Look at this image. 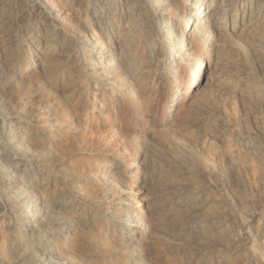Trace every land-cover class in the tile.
<instances>
[{
    "label": "rangeland",
    "instance_id": "374dc122",
    "mask_svg": "<svg viewBox=\"0 0 264 264\" xmlns=\"http://www.w3.org/2000/svg\"><path fill=\"white\" fill-rule=\"evenodd\" d=\"M24 1L35 5L42 0H5L10 6ZM76 8L72 7L73 15L68 17L74 26L76 18L85 16ZM34 10L39 15L42 9ZM119 24L117 19L112 22L116 29ZM99 38L104 40V35ZM209 40L195 89L204 88L205 83L212 87L222 80L233 82L231 99L223 107L217 101L211 103V97H222L213 91L203 93L209 96L207 100L206 96L188 101L179 97L172 103L173 91L184 80L185 65L183 69L169 68L168 62H160V56L152 58L151 49L141 44L135 48L119 31L108 43L115 57L128 61L122 86H102L85 79L83 84L71 83L75 58L71 69L54 81L57 84L45 86L40 69L30 63L25 66L26 54L19 57L17 71L23 72L34 93L25 107L31 111L37 103H45L57 124L56 137L47 132L42 143L44 157L57 170L36 163L31 187L39 194L51 191V200L61 199L64 204L69 197H60L59 181H65L89 205L81 204L72 212L67 248L60 251L67 257L85 256L94 261L91 264H259L250 252L251 238L243 223L251 228L253 237L264 240V188L255 177L259 162L239 142L250 139L264 147L260 133L264 115L258 114L256 119L248 115L238 95L243 79H258L263 72L256 58L242 47L214 34ZM1 41L0 32V46ZM248 64L250 71L241 69ZM220 74L225 75L216 78ZM207 102L212 106L210 114L203 108ZM246 152L248 157L241 165L237 157ZM128 153L135 154L133 161L127 160ZM106 174L109 184L102 181ZM118 188L127 192L130 216L137 223L126 240L118 223L108 220L120 218L114 204ZM83 208L87 215L80 213ZM215 211L217 228L209 231L212 221L207 220ZM197 218L204 222L196 223ZM81 226L83 231L75 232ZM10 228V222L0 217V253H7L4 237ZM15 242L6 255L9 259L24 245L21 240Z\"/></svg>",
    "mask_w": 264,
    "mask_h": 264
},
{
    "label": "bare ground",
    "instance_id": "6f19581e",
    "mask_svg": "<svg viewBox=\"0 0 264 264\" xmlns=\"http://www.w3.org/2000/svg\"><path fill=\"white\" fill-rule=\"evenodd\" d=\"M72 1L74 2L42 0L35 5L24 1L22 5L17 6L15 3L10 6L5 0H0V217H5L11 224V230L4 237V242L8 245L5 252H11L16 239L24 244L23 247L20 245L22 248L18 255L11 259L6 256L7 253H0V264L94 262L85 256L73 259L60 252L67 248L70 230L67 228L74 221L72 212H77L81 204L89 206L82 202L81 194L75 191L71 184L59 181V187L62 189L60 197H69V201L63 204L61 199L51 200V191L39 194L31 187L34 180L31 173L33 169L35 172L36 163L42 162L45 169L51 168L54 172L57 170L56 164L44 157L46 148L42 144L47 132L56 137L57 124L52 121L45 103H37L31 111L25 107L26 100L34 97V93L32 86L25 83L23 72L17 71L20 56L26 54L25 66L30 63L32 67L40 69L45 86L49 83L57 84L58 82L54 81L61 79L69 71V67L71 69L73 58L76 63L70 72L71 77L75 79L70 81L71 83L78 84L85 79L102 86H113L115 83L122 86V76L128 72V61L123 60L122 56L115 57L116 52L111 50L108 43L116 31H119L135 48L141 44L146 50L151 49L152 58L160 56V62H168L169 68L183 69L185 65L184 80L181 87L177 85L173 91L172 103L179 97L182 101L186 98L188 101L193 96L200 98L207 95H203L204 92L213 91L222 97L214 100L213 97L210 99L206 96L205 100L210 99L211 103L217 101L219 107L231 99L228 97L234 90L233 82L222 80L212 87L205 83L204 88L195 89L200 84L205 46L209 48L207 42L210 41V35L214 34V37L227 41L230 45L240 46L252 58H256L257 67L263 75L258 79H243L244 87L240 89L238 99L252 118H259L258 114L264 115V0ZM72 5L77 7L76 10L85 13L82 14L84 17L76 18L75 26L71 23L73 20L68 19L73 15ZM36 7L42 9L39 15H36L34 10ZM114 19L120 23L119 29L113 27ZM100 34L104 35V40H100ZM105 38L108 40L105 41ZM153 46L156 47L152 48ZM41 60L42 62L37 63ZM247 66L249 64L241 69L250 71ZM53 68L56 70H52ZM224 75L220 74L216 78L220 79ZM83 83L84 81L81 84ZM203 108L205 114L212 111L210 103ZM260 129V133L264 135V126ZM33 142L36 143L31 144ZM239 144L249 149L259 162L255 177L264 188V147H257L250 139ZM127 157L128 161H133L135 154L128 153ZM247 157L248 152L238 155L237 158L242 165ZM104 176L103 184H109L108 174ZM126 195L124 188H118L114 204L118 207L120 218L108 219L114 225L118 223L117 226L125 234L124 240L132 231L131 228L137 225L131 219ZM80 213L88 214L84 208ZM217 215L218 212L215 211L208 220L205 217L207 221H212V224L207 226L209 231L217 228ZM201 222H204V219L197 218L196 223ZM243 224L251 238L252 256L259 264H264V240L253 237L251 228L246 222ZM83 228L84 226H81L74 230L79 233ZM262 237L264 238V234ZM106 259L107 257L103 256V262Z\"/></svg>",
    "mask_w": 264,
    "mask_h": 264
}]
</instances>
